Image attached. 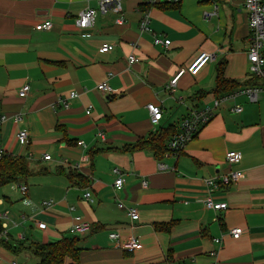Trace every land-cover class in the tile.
Returning a JSON list of instances; mask_svg holds the SVG:
<instances>
[{
	"label": "crops",
	"instance_id": "obj_1",
	"mask_svg": "<svg viewBox=\"0 0 264 264\" xmlns=\"http://www.w3.org/2000/svg\"><path fill=\"white\" fill-rule=\"evenodd\" d=\"M96 1L0 0V112L8 117L0 127V145L10 157L23 158L29 171L1 186L7 228L0 264H38L33 248L70 238L76 216L90 231L77 236L78 261L66 259V264H264V95L256 102L246 95L222 101L177 157L166 147L188 109L212 107L240 89L213 92L221 65L226 81L246 82L247 13L228 0L150 8L124 0L123 24L107 12L97 14L91 28L77 29L78 14L95 8ZM146 11L148 31L141 33ZM45 20L51 29L35 30ZM154 38L170 45L155 46ZM103 44L113 49L103 53ZM199 52H217V61L194 77L184 74L169 94L170 79ZM129 55L137 63L128 66ZM100 83L112 93L97 91ZM23 85L29 91L19 98ZM71 92L77 97L64 109L59 101ZM148 105L161 109L156 125ZM237 106L239 114L231 111ZM15 115L20 122L13 121ZM21 130L28 134L26 145L17 141ZM156 138L166 147L159 157L132 150ZM229 151L240 155L232 169L243 178L211 195L215 203H226L227 211L207 210L203 181L228 172ZM44 155L50 160L43 161ZM159 163L167 169L159 170ZM113 169L124 179L119 191L113 188ZM20 186L26 187L24 195ZM118 204L135 209L138 219L131 221ZM234 228L241 231L238 239L230 236ZM131 239H138L141 249L127 253Z\"/></svg>",
	"mask_w": 264,
	"mask_h": 264
},
{
	"label": "built area",
	"instance_id": "obj_2",
	"mask_svg": "<svg viewBox=\"0 0 264 264\" xmlns=\"http://www.w3.org/2000/svg\"><path fill=\"white\" fill-rule=\"evenodd\" d=\"M124 0H97L95 8H87L86 10L80 12L76 18L75 27L80 30L89 29L93 26L94 19L97 14H106L107 12H112L117 15L115 23L121 25L124 23V18L122 15L121 5ZM141 4L145 7H152L156 4H178L181 0H140ZM230 3H235L240 5L242 9L248 15V47L246 51L247 61H248V76L255 77L258 79L259 84L256 86L245 87L237 91L232 92L230 95L218 98L214 101L212 107H203L196 109H188L186 116L180 121L177 131L170 137L167 142V152L168 154L177 157L186 146L196 137L198 132L208 125L214 115L215 109L219 104L229 98L236 97L238 95H246L251 102H256L258 95H264V0H228ZM217 7L214 5V9ZM149 25V13L146 11L143 13L142 19L139 21V31H148ZM52 24L50 21H43L42 23L35 26L37 31H47L50 30ZM153 45L161 46L167 48L170 45L169 40H162L158 38L153 39ZM113 49V45L103 44L101 46V52L108 53ZM217 52H199L189 63L186 68L179 69L174 76L168 82L166 89L168 93H173L176 89V85L179 79L184 75L196 76L199 72L209 63L217 61ZM127 65L131 66L137 63L138 59L134 55H129L126 59ZM96 90L105 94L112 93L110 87L106 83H100L96 86ZM29 91L28 85H23L18 92L19 98H24ZM77 93L71 92L67 99H61L60 105L64 108H68V101L75 99ZM90 108L85 111L87 115L90 113ZM147 111L150 115V121L152 125L158 124L161 120L162 112L161 109L155 105H148ZM235 114L241 113V107L237 106L231 110ZM7 116L0 112V127L1 124L7 120ZM13 121L18 123L21 121L20 115L13 116ZM17 141L21 145L28 144V134L26 131H19L17 133ZM6 151L0 145V160L6 156ZM43 161H49L50 156L44 155ZM225 162L229 167L227 173L219 178H209L205 179L204 186L206 188V196L202 200L204 207L207 210L212 211H227L228 206L226 203H215L212 200V193L218 190L226 189L229 186L237 184L243 178V172L240 170H233L232 167L237 166L240 163V155L235 151H229L225 155ZM159 170H166L167 167L159 163ZM114 181L113 188L117 191L121 190L124 184V179L121 172L118 169L112 170ZM142 186L146 187V183L142 182ZM19 190L22 195L26 192L25 186H20ZM84 198L91 202V193L86 192ZM52 204L51 201L43 203L45 207H49ZM119 208H125L128 217L131 221H136L138 215L135 209L124 207L122 204H118ZM7 216L5 213H0V240L6 239V223L3 221ZM39 229H44L45 225L42 223L37 224ZM90 231V225L81 220L80 217L76 216L73 219V223L69 228V234L75 236H82ZM230 236L233 239H238L241 236V231L238 228L230 230ZM110 237L114 240L118 238L117 234H111ZM217 246H220L221 240L214 239L213 241ZM141 244L138 239H131L125 249L127 253H133L134 251L140 250ZM216 252H211V256H215ZM9 264H20L16 260H12ZM216 264V263H214Z\"/></svg>",
	"mask_w": 264,
	"mask_h": 264
},
{
	"label": "trees",
	"instance_id": "obj_3",
	"mask_svg": "<svg viewBox=\"0 0 264 264\" xmlns=\"http://www.w3.org/2000/svg\"><path fill=\"white\" fill-rule=\"evenodd\" d=\"M164 6L172 7L177 6V4H164ZM222 66L223 65L217 69L216 86L213 90V92H215L217 95L227 93L233 89H241V87L245 88L259 84L257 78L248 75L246 82L242 84L237 82H228L223 78ZM158 139L156 138L150 139L149 141L139 142L132 148V150L153 151L155 157L157 158L166 150L165 145H163ZM27 176H29V171L23 158L10 157L9 155H6L0 160V187L9 183H16L18 180H21ZM77 240V236L71 235L70 238L62 239L55 244L36 245L33 248V253L39 258L38 264H66V259L77 262L79 253Z\"/></svg>",
	"mask_w": 264,
	"mask_h": 264
},
{
	"label": "rangeland",
	"instance_id": "obj_4",
	"mask_svg": "<svg viewBox=\"0 0 264 264\" xmlns=\"http://www.w3.org/2000/svg\"><path fill=\"white\" fill-rule=\"evenodd\" d=\"M12 186V185H10ZM13 187V186H12ZM2 187H0V199H3V195H5L3 192H2ZM6 196V195H5ZM1 209V208H0ZM12 213V210L10 211ZM4 222H6V219L3 220Z\"/></svg>",
	"mask_w": 264,
	"mask_h": 264
}]
</instances>
